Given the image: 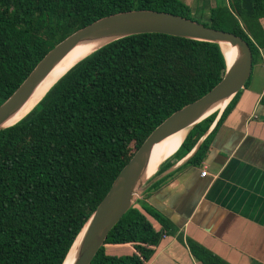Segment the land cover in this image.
Masks as SVG:
<instances>
[{"label":"trees","instance_id":"1","mask_svg":"<svg viewBox=\"0 0 264 264\" xmlns=\"http://www.w3.org/2000/svg\"><path fill=\"white\" fill-rule=\"evenodd\" d=\"M132 10L166 12L233 33L248 43L253 63L256 59L257 47L240 20L264 17V0H224L209 8L206 21L192 17L179 0H0V105L59 42L100 18ZM225 70L218 44L155 33L113 41L70 68L21 120L0 130V264H63L148 135L209 92ZM239 94L188 163L202 159ZM216 116L189 130L173 156L188 154ZM92 179L103 190H94ZM82 192L86 197L77 196ZM174 232L139 199L90 264H146L161 237ZM121 244H129L131 252L106 254L105 245ZM186 244L200 264H226L196 242Z\"/></svg>","mask_w":264,"mask_h":264},{"label":"crops","instance_id":"2","mask_svg":"<svg viewBox=\"0 0 264 264\" xmlns=\"http://www.w3.org/2000/svg\"><path fill=\"white\" fill-rule=\"evenodd\" d=\"M183 3L192 13L204 4ZM251 39L257 55L248 85L211 135L202 159L188 163L187 154L170 157L158 167L160 178L140 198L175 229L146 264H200L190 254L187 239L226 264H264V58L259 55L262 51L264 56V39ZM145 216L155 230L161 229ZM104 248L108 255L132 250L129 244Z\"/></svg>","mask_w":264,"mask_h":264},{"label":"water","instance_id":"3","mask_svg":"<svg viewBox=\"0 0 264 264\" xmlns=\"http://www.w3.org/2000/svg\"><path fill=\"white\" fill-rule=\"evenodd\" d=\"M152 33L215 43L219 45L220 49L221 43H226L233 49V54L227 60L225 53L221 49L226 64V70L221 80L201 98L177 110L159 124L120 170L110 189L77 236L76 240L78 238L79 240L71 264H90L113 227L136 204L144 191L160 178V176H155V174L149 178L145 177L149 159L155 145L179 131L186 132L183 142L188 131L196 124L211 114L217 113L208 131L187 154V159L195 154L205 137L215 127L225 107L249 80L253 66L251 48L246 41L233 33L205 27L199 22L174 14L152 10L119 12L100 18L59 42L36 64L26 79L0 105L1 130L18 122L6 126L24 108L28 99L45 76L75 47L97 45L94 50L96 51L113 41L125 37ZM225 101L226 104L223 109H215ZM166 160L160 163L159 166Z\"/></svg>","mask_w":264,"mask_h":264},{"label":"bare ground","instance_id":"4","mask_svg":"<svg viewBox=\"0 0 264 264\" xmlns=\"http://www.w3.org/2000/svg\"><path fill=\"white\" fill-rule=\"evenodd\" d=\"M97 48V45H81L72 49L64 58H62L57 65L45 76V78L37 86L31 97L28 99L24 108L11 120L6 126H10L21 118H23L29 111H31L36 104L41 100V98L46 94L50 87L63 76L71 67H73L82 58L89 55ZM221 49L225 53L227 60H229L230 55L233 54V49L229 44L221 43ZM226 101L218 105L215 109H223ZM185 131H179L174 133L165 139L161 140L157 145H155L147 167L146 178L151 177L155 174L158 166L164 160L168 159L173 153L177 151L182 143L185 136ZM79 238L74 243L69 254L67 255L63 264H71Z\"/></svg>","mask_w":264,"mask_h":264},{"label":"rangeland","instance_id":"5","mask_svg":"<svg viewBox=\"0 0 264 264\" xmlns=\"http://www.w3.org/2000/svg\"><path fill=\"white\" fill-rule=\"evenodd\" d=\"M181 2H183V0H179ZM202 3H204V0H201ZM224 2V0H216L214 2V0H211L210 3L209 1H207L206 3H204L199 9L197 8L194 9L195 12L191 14L192 17H194L195 19L201 20V21H206L208 19V10L210 7H214L215 4L216 6H219L220 4H222ZM199 5V3H198ZM205 5V6H204ZM264 17L260 18V19H252V20H248V21H244V20H240L241 25L244 26L245 31L248 33L249 38H253L255 40L258 41V39L263 40L264 39V34H263V19ZM262 20V21H261ZM225 29H229V27L226 26V24H224L222 26ZM251 41L253 42V40L251 39ZM92 182L94 184V190H103V188H98V186H96V184L94 183V180L92 179ZM89 183V181L87 182ZM88 186V184H86ZM86 193V191H84ZM82 192L81 194L77 195L79 197H86L85 193ZM88 196V195H87Z\"/></svg>","mask_w":264,"mask_h":264},{"label":"built area","instance_id":"6","mask_svg":"<svg viewBox=\"0 0 264 264\" xmlns=\"http://www.w3.org/2000/svg\"><path fill=\"white\" fill-rule=\"evenodd\" d=\"M259 55L261 56V58H264L262 51H259ZM205 174H206V171L205 170H202L201 171V176H205ZM166 237H167L166 235H163L161 237V240L165 239Z\"/></svg>","mask_w":264,"mask_h":264}]
</instances>
